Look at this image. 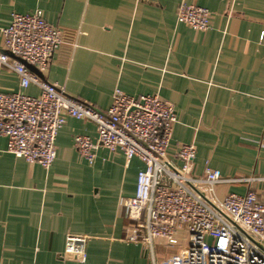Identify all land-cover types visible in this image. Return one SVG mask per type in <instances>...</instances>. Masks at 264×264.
Listing matches in <instances>:
<instances>
[{
  "label": "crops",
  "instance_id": "1",
  "mask_svg": "<svg viewBox=\"0 0 264 264\" xmlns=\"http://www.w3.org/2000/svg\"><path fill=\"white\" fill-rule=\"evenodd\" d=\"M193 3L211 11L208 30L178 20L179 7ZM36 9L64 37L45 81L100 110L117 88L161 96L178 114L170 157L194 143V175L209 165L246 179L219 184V197H264V0H0V54L13 58L1 28ZM0 91L41 89H22L0 63ZM78 135L97 141L96 124L68 116L49 169L8 153L0 136V264H152L142 244L127 240L131 220L120 205L135 196L144 163L100 146L90 164L75 147ZM70 233L88 236L83 263L65 253ZM155 243L157 257L173 254Z\"/></svg>",
  "mask_w": 264,
  "mask_h": 264
},
{
  "label": "built area",
  "instance_id": "2",
  "mask_svg": "<svg viewBox=\"0 0 264 264\" xmlns=\"http://www.w3.org/2000/svg\"><path fill=\"white\" fill-rule=\"evenodd\" d=\"M177 17L198 31L211 27V11L194 3L182 4ZM1 34L13 58L0 54V63L18 76L22 89L31 84L41 89L38 96L0 91V136L7 139L8 153L49 169L67 117L90 120L97 126V141L86 135L74 140L90 164L103 146L124 153L128 163L138 158L145 165L135 196L120 205L131 220L127 240L142 244L152 264H264V197L253 190L219 197V184L246 179L224 178L209 165L194 175V143H181L173 157L168 155L178 123L173 103L159 95L133 97L117 88L111 106L100 110L45 81L28 65L47 72L64 37L41 9L14 13ZM87 240L86 235L68 234L65 253L85 262ZM157 240L177 253L157 257Z\"/></svg>",
  "mask_w": 264,
  "mask_h": 264
},
{
  "label": "water",
  "instance_id": "3",
  "mask_svg": "<svg viewBox=\"0 0 264 264\" xmlns=\"http://www.w3.org/2000/svg\"><path fill=\"white\" fill-rule=\"evenodd\" d=\"M28 67L33 71L35 72L38 76L42 77V73L36 69L35 67L31 66V65H28ZM168 251H172L173 254H176L177 253V249H173V248H169Z\"/></svg>",
  "mask_w": 264,
  "mask_h": 264
}]
</instances>
